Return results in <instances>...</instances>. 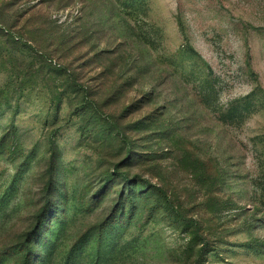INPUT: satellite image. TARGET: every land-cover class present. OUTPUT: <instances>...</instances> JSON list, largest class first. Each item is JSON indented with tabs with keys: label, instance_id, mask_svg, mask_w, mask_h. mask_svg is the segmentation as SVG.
<instances>
[{
	"label": "rangeland",
	"instance_id": "374dc122",
	"mask_svg": "<svg viewBox=\"0 0 264 264\" xmlns=\"http://www.w3.org/2000/svg\"><path fill=\"white\" fill-rule=\"evenodd\" d=\"M0 264H264V0H0Z\"/></svg>",
	"mask_w": 264,
	"mask_h": 264
}]
</instances>
